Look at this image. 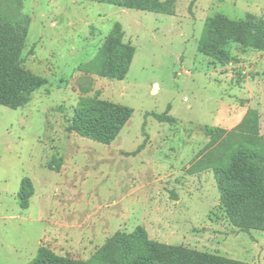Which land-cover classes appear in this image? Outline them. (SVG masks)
Here are the masks:
<instances>
[{
	"label": "rangeland",
	"instance_id": "374dc122",
	"mask_svg": "<svg viewBox=\"0 0 264 264\" xmlns=\"http://www.w3.org/2000/svg\"><path fill=\"white\" fill-rule=\"evenodd\" d=\"M22 16L20 67L46 84L18 109L0 106V264H30L40 251L83 262L114 234L137 230L170 247L264 264V201L230 214L213 171L195 172L209 136L247 110L264 137V51L214 33L201 44L206 20L264 21V0H177L172 15L0 0V40ZM116 28L135 48L125 79L78 72ZM95 94L132 111L109 144L70 130L78 100ZM25 179L32 194L23 209Z\"/></svg>",
	"mask_w": 264,
	"mask_h": 264
},
{
	"label": "trees",
	"instance_id": "16d2710c",
	"mask_svg": "<svg viewBox=\"0 0 264 264\" xmlns=\"http://www.w3.org/2000/svg\"><path fill=\"white\" fill-rule=\"evenodd\" d=\"M109 4L119 8L172 15L177 0H83ZM29 27L27 17H19L7 27V37L0 40V106L11 110L25 105L33 92L46 84L42 79L19 64V55ZM219 34L228 41L264 51V21L258 17L246 21L217 25L206 20L201 44L208 45L209 35ZM122 34L113 29L96 55L77 71L84 75L121 81L131 65L135 48L122 43ZM131 109L103 101L98 94L81 97L75 108L70 130L83 138L100 144H109L119 135L131 116ZM161 120L160 115L153 114ZM257 112L247 110L242 120L230 130H218L209 136L208 144L199 155H208L198 162L195 172L211 169L225 210L236 214L238 207L253 200L264 201V137L258 134ZM211 155H215L211 158ZM203 159V160H202ZM215 163H211V160ZM202 160V161H201ZM27 179L23 180L19 199L21 208H27ZM26 186V187H25ZM30 264H240L170 247L150 241L140 230L126 235L114 234L104 246L88 260L79 262L40 251Z\"/></svg>",
	"mask_w": 264,
	"mask_h": 264
},
{
	"label": "crops",
	"instance_id": "0c3cea01",
	"mask_svg": "<svg viewBox=\"0 0 264 264\" xmlns=\"http://www.w3.org/2000/svg\"><path fill=\"white\" fill-rule=\"evenodd\" d=\"M245 113H246V112H244V113L242 114V116L240 117V121L242 120V118H243V116L245 115ZM240 121H239V122H240ZM238 124H239V123H238Z\"/></svg>",
	"mask_w": 264,
	"mask_h": 264
}]
</instances>
